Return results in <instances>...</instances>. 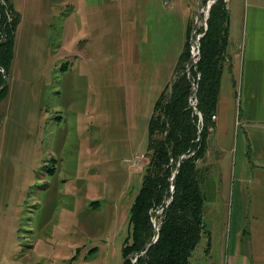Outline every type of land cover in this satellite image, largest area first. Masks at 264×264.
<instances>
[{
	"label": "rangeland",
	"instance_id": "rangeland-1",
	"mask_svg": "<svg viewBox=\"0 0 264 264\" xmlns=\"http://www.w3.org/2000/svg\"><path fill=\"white\" fill-rule=\"evenodd\" d=\"M216 1L201 0L195 25L198 0H13L21 18L0 104V264H123L155 104L189 23L197 40ZM220 167L217 202L203 211L219 227L231 176L228 162ZM204 235L190 264H221L220 248L205 255Z\"/></svg>",
	"mask_w": 264,
	"mask_h": 264
},
{
	"label": "trees",
	"instance_id": "trees-1",
	"mask_svg": "<svg viewBox=\"0 0 264 264\" xmlns=\"http://www.w3.org/2000/svg\"><path fill=\"white\" fill-rule=\"evenodd\" d=\"M206 1L203 0L205 4ZM229 15L224 0H217L212 5L207 29L201 28L198 33L202 35L200 56L197 71L192 67V76L187 72V64L192 56L190 34L193 22L188 25L184 50L174 71L175 79L159 96L148 125L147 154L150 160L142 187L130 208V230L123 264H190L206 234L203 163L215 124L221 80L226 68L230 67L227 54ZM20 18L13 0H0V104L8 94L7 77L14 59L15 32ZM197 84V113H194L190 99ZM182 156L185 158L180 171L171 182ZM172 185V200L165 207ZM162 209L159 239L146 249L155 235V213Z\"/></svg>",
	"mask_w": 264,
	"mask_h": 264
},
{
	"label": "crops",
	"instance_id": "crops-1",
	"mask_svg": "<svg viewBox=\"0 0 264 264\" xmlns=\"http://www.w3.org/2000/svg\"><path fill=\"white\" fill-rule=\"evenodd\" d=\"M85 1L97 6L109 0ZM226 4L230 67L221 80L203 163L205 203L217 202L222 163L228 162L231 176L223 225L219 227L216 216L203 217L208 246L203 249L208 256L220 248L221 264H264V0H226Z\"/></svg>",
	"mask_w": 264,
	"mask_h": 264
},
{
	"label": "water",
	"instance_id": "water-1",
	"mask_svg": "<svg viewBox=\"0 0 264 264\" xmlns=\"http://www.w3.org/2000/svg\"><path fill=\"white\" fill-rule=\"evenodd\" d=\"M197 5H198V16H197V18H196L195 25L199 22V20H200V18H201V16H202V13L204 12L203 9H202L201 0H198ZM210 7H211V5H210ZM210 7H207V11H206V13H205V15H204L206 21H207L208 18H209V16H207V13H208V11L210 10ZM194 33H195V31L193 30L192 33H191V42H192L194 45H196V48H197V49H196V52H195L194 54H196V55H200V42H199L200 37H199L197 40H194V39H193V35H194ZM190 62H192L193 65H195V64L197 63V62L194 60L193 56H192ZM195 70H197V68H195ZM198 89H199V85H197V86L193 89V97H191V100H193L194 96L197 95ZM191 106L193 107V112H194V113H197V109H196L195 104H194V105L192 104ZM198 114H199V113H198ZM199 116H200V118H202L201 114H199ZM183 158H185V156H182V157L179 159V162H178V164H177L176 171H175V173L173 174V178H172L171 182H173V181L176 179V177H177V175H178V173H179V171H180V168H181V164H182V160H183ZM173 193H174V186L172 185V187H171V195H170V198L166 201V203H165V207H167V206L170 204V202H171V200H172ZM162 213H163V209L160 210V211H157V212L155 213V218H154V220H153L154 227H155V235H154L153 241L151 242L150 245H148V246L146 247V249H148L151 245H153L154 243H156V242L158 241V239H159V221H160V218H161ZM141 254H143V253H141ZM141 254L136 258L135 261L138 260V258L141 256Z\"/></svg>",
	"mask_w": 264,
	"mask_h": 264
},
{
	"label": "built area",
	"instance_id": "built-area-1",
	"mask_svg": "<svg viewBox=\"0 0 264 264\" xmlns=\"http://www.w3.org/2000/svg\"><path fill=\"white\" fill-rule=\"evenodd\" d=\"M216 117H214V119H215Z\"/></svg>",
	"mask_w": 264,
	"mask_h": 264
}]
</instances>
